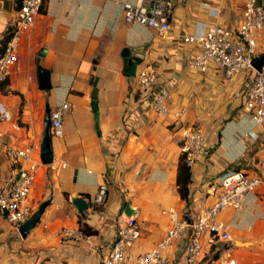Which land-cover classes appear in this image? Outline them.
<instances>
[{"label": "crops", "instance_id": "0c3cea01", "mask_svg": "<svg viewBox=\"0 0 264 264\" xmlns=\"http://www.w3.org/2000/svg\"><path fill=\"white\" fill-rule=\"evenodd\" d=\"M125 1L140 0H44L22 36L17 61L0 84V99L12 113L0 128V188L15 165L6 147L35 145L31 159L39 168L31 196L35 208L48 198L51 202L26 236L20 225L0 216V264H103L121 214L134 215L140 225L141 236L130 248L136 256L166 234L170 218L164 210L174 208L191 224L217 199L226 175L242 170L264 182V122L256 123L246 106L256 68L241 70L231 81L213 63L198 70L191 61L199 46L185 40L208 24L235 30L243 0H175L164 33L127 23ZM19 4L0 0V53ZM258 43L261 54L264 29ZM40 68L49 71L50 88L41 87ZM142 69L156 75L152 93L162 88L171 93L166 113L156 111L153 94L139 89ZM64 101L70 108L63 136L52 134L53 162L43 164L45 116ZM192 126L202 128L205 143L189 166L182 194L177 183L184 159L181 132ZM104 182L105 198L96 202ZM73 196L88 201L85 214L78 212ZM222 218L230 224L229 241L205 247L191 263L187 226L166 252L172 264H206L216 251L239 264H264V184ZM63 228L79 230L83 237L63 238Z\"/></svg>", "mask_w": 264, "mask_h": 264}, {"label": "built area", "instance_id": "2783aa9c", "mask_svg": "<svg viewBox=\"0 0 264 264\" xmlns=\"http://www.w3.org/2000/svg\"><path fill=\"white\" fill-rule=\"evenodd\" d=\"M44 0H20L11 35L3 52L0 53V84L10 75L18 58V51L23 34L34 24ZM175 0H143L123 3L124 18L127 23H138L155 28L164 33L170 28L169 18ZM264 29V4L259 0H243L242 21L235 30L222 25L208 24L202 33L185 37L194 41L199 50L191 63L198 70L206 71L211 63L224 68L225 77L231 81L243 69H255L253 58L260 55L258 33ZM139 89L153 94L154 107L159 114L168 111L171 93L162 88L152 93L156 75L148 69L137 74ZM246 106L254 112L256 123L264 122V64L256 69V75L246 91ZM70 103L64 101L50 112L51 132L57 137L63 136L64 116ZM178 112L177 115H181ZM12 118L11 110L0 99V128ZM183 143L181 152L185 163L192 166L197 154L205 143V135L199 126L184 127L181 132ZM35 145L22 147L7 146L6 152L14 162L9 176L0 188V216L6 217L12 224L19 226L35 211L31 190L34 186L39 163L32 161ZM264 184L258 176L242 170L226 175L221 182V190L216 200L209 202L198 218L189 224L174 208L164 210L169 214L170 227L166 234L150 249L132 256L130 248L141 236L140 225L134 215L121 214L118 219L116 238L103 256V264H172L166 254L173 247L174 240L190 226L187 246L188 261L199 259L205 247H213L231 239L230 224L222 218L228 208L240 209L246 194L254 187ZM107 182L102 183L95 195L96 202H102L107 192ZM63 238L81 239L79 230L63 228ZM217 252V256L206 264H239L227 253Z\"/></svg>", "mask_w": 264, "mask_h": 264}, {"label": "water", "instance_id": "95a60500", "mask_svg": "<svg viewBox=\"0 0 264 264\" xmlns=\"http://www.w3.org/2000/svg\"><path fill=\"white\" fill-rule=\"evenodd\" d=\"M264 64V52L259 56L253 58L254 67L259 70ZM136 68V65L134 64ZM40 77L42 80L41 87L42 88H50L51 84L49 82V71L44 68H40ZM52 132H51V122H50V111L48 110L45 116V125L42 134V145H41V160L43 164H50L53 162V150L51 144ZM72 203L76 206L78 212L80 214H85L86 210L89 207L88 201L83 196H73ZM51 198H48L42 201L39 206L35 209L33 214L28 218L25 222H23L19 231L23 236H26L28 232L34 228L39 221L41 220V216L44 213L46 207L50 204ZM128 214H131V208L128 205L126 209Z\"/></svg>", "mask_w": 264, "mask_h": 264}, {"label": "trees", "instance_id": "16d2710c", "mask_svg": "<svg viewBox=\"0 0 264 264\" xmlns=\"http://www.w3.org/2000/svg\"><path fill=\"white\" fill-rule=\"evenodd\" d=\"M189 178H190V168L185 163L184 159H182L181 163L179 164L178 177H177V183L179 185V189L181 190L182 194L186 193ZM82 225L83 226H81V228L85 227L84 224ZM216 256H217V252H216Z\"/></svg>", "mask_w": 264, "mask_h": 264}]
</instances>
